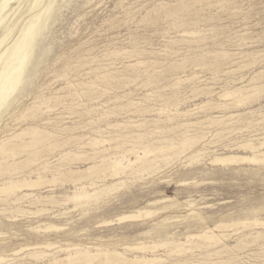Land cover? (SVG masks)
Here are the masks:
<instances>
[{
  "label": "rangeland",
  "instance_id": "1",
  "mask_svg": "<svg viewBox=\"0 0 264 264\" xmlns=\"http://www.w3.org/2000/svg\"><path fill=\"white\" fill-rule=\"evenodd\" d=\"M0 2V83L25 59L14 90L0 102V143L37 140L27 152L16 147L14 156L0 155V183L42 178L17 195L61 200L75 187L76 174L67 171L90 166L99 156L95 150L121 155L153 143L179 145L164 157L149 156L152 170L141 177L112 179L106 170L83 180L86 187L94 179L123 181L122 190L96 203L97 212L95 204L69 202L47 204L48 214L28 217L15 208H35L0 202V254H9L10 264L46 263L66 254L43 248L47 244L90 251L102 245L128 258L156 256L164 264H264V224L252 223H264V160L210 163L252 156L238 147L264 141V0H12L2 11ZM235 90L248 100L238 105V93L221 97ZM98 138L105 144H89ZM164 206L170 207L160 216L97 228L123 213ZM50 220L65 230H33ZM210 231L221 236L189 238ZM171 240V249L146 254L137 248ZM38 251L46 257H28Z\"/></svg>",
  "mask_w": 264,
  "mask_h": 264
},
{
  "label": "bare ground",
  "instance_id": "2",
  "mask_svg": "<svg viewBox=\"0 0 264 264\" xmlns=\"http://www.w3.org/2000/svg\"><path fill=\"white\" fill-rule=\"evenodd\" d=\"M12 1V0H3L2 2V7H1V11L4 10V8L8 5V3ZM1 3V2H0ZM40 15V14H39ZM35 28L34 25H31L29 30H28V34L29 32ZM145 28V27H144ZM27 31V30H26ZM2 40V39H1ZM2 45V44H1ZM7 48V47H6ZM179 52V51H178ZM4 52H2L0 54V59L3 55ZM14 59V58H13ZM24 57L19 61V63L13 68L12 70V73L10 74V76L8 77H4L3 80H2V83H0V85H2V98L0 99V102L4 101L10 94L11 92L14 90L15 88V82L14 80L17 78L18 76V72L20 71V67L22 65V63L24 62ZM98 65V63H97ZM36 76V75H35ZM34 77V76H33ZM190 79V78H189ZM210 82V81H209ZM95 83V82H94ZM68 84V83H67ZM92 84V83H91ZM90 86V85H88ZM1 87V86H0ZM239 90V89H238ZM235 93H238L240 98L239 100L236 102V104H241V103H244L243 101L245 99H247V96L246 98H244V96L237 92V90L233 91V92H228V93H223L221 97H232L234 96L235 97ZM68 97V96H67ZM251 97V95H250ZM249 97V98H250ZM43 98V97H42ZM238 98V97H237ZM248 100V99H247ZM50 101V100H49ZM246 102V100H245ZM46 104V103H45ZM224 108V107H223ZM73 117V116H72ZM163 120V119H162ZM90 125V124H89ZM34 130V129H33ZM59 130V129H58ZM38 133V132H37ZM40 133V132H39ZM41 137V136H40ZM53 139V138H51ZM264 139V138H263ZM91 140V139H90ZM66 141V140H65ZM125 141V140H124ZM104 142H106L105 140H101L100 138L98 139H92L91 142L89 143L91 146L93 147H97L99 148L100 145H102ZM110 142V141H109ZM37 143V140H32V141H29V142H23V143H18V144H9V143H0V155H3L4 157L5 156H14L16 152V147H20L21 148V152L24 153L23 151H26L28 150L27 148H31V146H33L34 144ZM76 143V142H75ZM88 143V142H87ZM86 143V144H87ZM108 143V142H107ZM130 143V142H129ZM171 143V142H170ZM105 144V143H104ZM126 144V143H124ZM89 145V147H90ZM127 145V144H126ZM125 145V146H126ZM132 145V144H131ZM124 146V148H125ZM130 146V145H129ZM181 146V145H180ZM264 146V141L263 142H256V143H247V144H244L242 146H239L238 148L240 149H243V150H247L249 151L252 156H241V155H227V156H224V157H214L213 160L210 161V163H217V164H220V165H232V164H241V163H261L263 160H264V150L262 152H260V149ZM95 147V148H96ZM113 147V146H112ZM121 149L123 146H120ZM131 147V146H130ZM179 147V145H173V144H170L168 143V145H164V146H154V143L153 145H146L145 147L142 148V151H135L134 149H130V150H127V151H124L122 152V154H117V153H112V154H108L107 152V148L106 149H102V151H98V150H95V153L94 155H99L98 157L96 156H92L94 159L93 163L84 168V169H81V170H77V171H73V170H68L67 173H71V174H76V178H73L71 181L72 183L75 185L74 187V191L70 194V195H63V197H61L62 199L61 200H58L57 198L51 195H45V196H41V195H33V194H26L24 193L22 196H18L16 192H18V190L22 189V188H31V187H34L35 185H37L38 183H40V179L42 180V178H39L37 180H28V181H21V182H18V181H13V180H7L5 182H2L0 183V194H2L3 196H1L0 198V202H4L7 203L8 205H12L14 206L15 205H19L20 203H24L26 204V206H29V207H32V208H35V211H31V210H24V209H21L22 206H19L18 208L16 207L15 208V214L16 212L17 213H20L22 216L23 215H26L28 214V217L29 216H37V215H42V214H45L46 212H48L47 209L43 208V206H47V204H51V206L53 207L54 204H57V205H63V204H66V203H72L74 204L75 206L74 207H84V206H87L89 204L93 205L95 204V207L94 208L96 210H98V206H96V203L98 201H100L101 199H103V197L105 196H109V195H114L113 193L116 192V191H120V189L122 190V188L124 187L123 184V181L121 182H117V183H114V184H106V183H102V184H97L96 182H94V180L96 181V179L93 180V182H89V185L88 187L82 185V181L83 180H86V179H90L92 176H94L95 174L97 175L99 172H106L107 170V173L110 178L112 179H116V178H120L122 177V175H129V176H136V174H139V173H143L144 171H148L152 168V163L153 160L152 159H148L149 156L153 155V156H156V159L158 157H164V153L165 152H168V151H171V150H175ZM47 148V147H46ZM137 148V147H136ZM264 148V147H263ZM83 149V148H82ZM85 149V148H84ZM91 149V147H90ZM111 149V147H110ZM114 149V148H113ZM112 149V150H113ZM115 149H118V146L116 145ZM19 150V149H18ZM52 150V149H51ZM111 150V151H112ZM119 150V149H118ZM140 150V148H139ZM92 151V150H91ZM115 151V150H114ZM180 151V150H179ZM27 152V151H26ZM103 152H107L106 155H100L101 153ZM113 152V151H112ZM116 152V151H115ZM178 152V150H177ZM176 152V153H177ZM120 153V152H119ZM175 153V151H174ZM256 153H259L258 156H256ZM88 154V153H87ZM91 154V153H89ZM129 155H131V157L134 158V160H130V157ZM133 155V156H132ZM247 155V154H246ZM61 156V155H60ZM6 157V158H7ZM82 157V155H81ZM31 158V155L29 154V157L26 159H30ZM63 158V157H62ZM67 158V157H66ZM65 158V159H66ZM96 158H98L99 160H97ZM155 158V157H154ZM87 159V158H86ZM64 160V159H63ZM71 160V159H70ZM77 160V159H76ZM66 162V161H65ZM70 162V161H69ZM88 162V161H87ZM14 164V163H13ZM19 164V163H18ZM84 164V162H83ZM10 167H11V164H9ZM17 166V165H16ZM63 166V165H62ZM2 168V166H1ZM7 168V166H6ZM14 168V167H12ZM59 168V167H58ZM41 169V168H40ZM42 169H44L42 167ZM152 170V169H151ZM150 170V171H151ZM38 173V169L35 171ZM149 173V172H147ZM57 175H60V176H64L65 173H62L61 171L57 173ZM104 175V174H102ZM106 176V175H105ZM104 177V178H108V177ZM140 176V174H139ZM39 177V176H38ZM52 177V176H51ZM102 177V176H101ZM100 177V178H101ZM141 177V176H140ZM37 178V177H36ZM130 178V177H129ZM127 179V178H126ZM44 180V179H43ZM46 180V179H45ZM91 180V179H90ZM88 180V181H90ZM100 180H103L102 178ZM108 180V179H107ZM118 180V179H117ZM56 180H54L55 182ZM105 181V180H104ZM111 181V180H110ZM113 181V180H112ZM136 181V180H135ZM138 181V180H137ZM51 182H53L51 180ZM100 182V181H99ZM129 182V181H128ZM131 182V181H130ZM133 182V181H132ZM81 184L79 187H76V185L78 184ZM134 183V182H133ZM86 184V183H85ZM127 184V183H126ZM131 184V183H130ZM123 186V187H122ZM122 187V188H121ZM128 188V187H127ZM126 189V188H124ZM123 189V190H124ZM118 194V193H117ZM113 197V196H111ZM108 198V197H107ZM57 199V200H56ZM110 200V198H109ZM109 200H106L109 201ZM165 200V199H164ZM168 200V199H167ZM166 200V201H167ZM163 201V200H162ZM165 201V202H166ZM103 202V201H102ZM154 202H151V203H148L149 205L151 204H154ZM161 204V202H159ZM41 204V205H40ZM106 204V203H105ZM108 204V203H107ZM147 204V205H148ZM158 204V203H156ZM8 205H6L8 207ZM61 205V206H62ZM100 205V204H98ZM112 205V204H111ZM146 205V206H147ZM159 205V204H158ZM4 206V205H3ZM42 206V207H40ZM56 206V205H55ZM154 206V205H153ZM25 207V206H23ZM92 207V206H91ZM110 207V206H109ZM170 206H164L162 208H159V209H155V210H150V209H146L144 211H136V212H130V213H126L123 215H120L118 217H115L113 219H110V220H103V221H100L97 225V228L98 227H108L111 225H114V224H121L123 222H128V221H135V220H138L140 219L141 217H146V216H151L155 213L158 212V211H162V210H165L167 208H169ZM5 208V207H4ZM3 208V209H4ZM13 208V207H12ZM51 208V207H50ZM55 208V207H54ZM144 208V207H143ZM8 209V208H7ZM73 209V208H72ZM102 208H100V211H101ZM140 209V208H139ZM152 209V208H151ZM9 211H11L10 209H8ZM7 210V211H8ZM34 210V209H33ZM88 210V209H87ZM138 210V209H137ZM4 211H6L4 209ZM89 211L91 212V209H89ZM167 211V210H166ZM13 212V210L11 211ZM54 212V211H52ZM85 212V211H84ZM83 212V213H84ZM89 212V213H90ZM97 212V211H96ZM165 212V211H164ZM58 213V212H57ZM87 213V211L85 212ZM87 213V214H89ZM100 213V212H99ZM161 212L158 213V215L160 214ZM13 214V213H12ZM48 214V213H46ZM50 215H52L50 212H49ZM63 214V213H62ZM86 214V215H87ZM91 214V213H90ZM56 215V214H55ZM59 215V214H58ZM85 215V216H86ZM119 215V214H118ZM156 215V216H158ZM161 215V214H160ZM159 215V216H160ZM116 216V215H115ZM51 217V216H50ZM55 217V216H54ZM60 217V216H59ZM58 217V218H59ZM26 218V217H25ZM31 218V217H30ZM42 218V217H41ZM45 218V217H44ZM43 218V219H44ZM61 218V217H60ZM64 218V217H62ZM90 218V217H89ZM46 219V218H45ZM49 219V218H48ZM52 219V218H50ZM150 219V218H149ZM167 219V218H166ZM166 219H163V221H165ZM54 221V220H53ZM52 221V222H53ZM57 221V220H56ZM143 221H144V218H143ZM162 221V222H163ZM51 222V220L47 223H44L43 225L41 226H37L35 228H33L34 231L38 232V233H43V232H51V231H63L65 230L64 227L62 226H56L55 224H53ZM142 222V221H141ZM59 223V222H58ZM60 223H63V222H60ZM234 223V222H233ZM249 223V222H248ZM256 227L257 225H262L264 223L262 222H259L257 220H255L254 222H252ZM42 224V223H41ZM66 224V223H64ZM239 224H242L244 225L245 223L241 222ZM238 223H235V225H239ZM60 225V224H58ZM223 224H221L222 226ZM220 226V225H218ZM216 227V228H219V227ZM225 226V225H223ZM222 226V227H223ZM227 226H230L227 225ZM264 226V225H263ZM236 227V226H235ZM234 227V228H235ZM240 227V226H238ZM261 227V226H260ZM68 228V227H67ZM221 228V227H220ZM237 228V227H236ZM243 228V227H242ZM215 229V228H214ZM224 229V228H223ZM238 229V228H237ZM213 230V229H212ZM147 232V231H146ZM144 232V233H146ZM149 232V231H148ZM54 233V232H53ZM44 234V233H43ZM257 234V233H256ZM1 235H3L1 233ZM150 235V234H149ZM148 235V236H149ZM259 235H262V234H259ZM219 235H214V233L212 231H210L209 233H205V234H198V235H191L189 236V238H198V239H205V240H214L215 238H217ZM221 236V235H220ZM219 236V237H220ZM2 237V236H1ZM5 237V236H3ZM226 237V236H225ZM261 237V236H259ZM258 237V238H259ZM185 239V238H184ZM219 239V238H217ZM188 241V240H187ZM146 242V241H145ZM151 242V241H150ZM158 242V240H157ZM161 242V241H160ZM176 242V241H175ZM139 243V242H138ZM149 243V242H148ZM174 242H171L170 241H166V242H163L161 244H153V245H149V246H140V247H137L138 249L142 250V251H146V250H155V249H158V247L162 246V247H167L170 246L171 244H173ZM179 243V242H178ZM182 243V242H181ZM217 243V242H216ZM140 244V243H139ZM142 244V243H141ZM177 244V243H175ZM180 244V243H179ZM42 247V246H41ZM50 247H53V248H59L61 250H64L66 252V254H63L62 257H59V258H53V259H50L48 260L46 263H40V264H95L96 262L98 263V261L100 262L99 264H108L110 262H113L114 264H156V263H160L162 261L161 264H164L163 263V260L162 258H159V257H156V256H152V257H148L146 255H139V256H134V257H131V258H128L123 252H119L117 251V249L115 248H103V246L99 245V247H96L93 251H90V250H87L83 247V245H76V244H69V248H61V247H58L54 244H47V245H44L43 248H50ZM70 247H73L72 249ZM86 247V246H85ZM174 247H177V246H174ZM30 248V247H29ZM39 248V247H38ZM37 248V249H38ZM56 248V249H57ZM90 248V247H89ZM94 248V247H93ZM92 248V249H93ZM117 248V247H116ZM125 248V250L127 249V252L128 250H133L135 249V247H131V246H126V247H123V249ZM32 249H36V246ZM165 250H167L166 248H164ZM168 249H171V248H168ZM161 250V249H159ZM185 250V249H184ZM20 250H16V251H13L11 254L15 255L19 252ZM138 251V250H137ZM162 251V250H161ZM169 251V250H168ZM182 251H183V247H182ZM55 252V251H54ZM63 252V251H61ZM126 252V251H125ZM134 252V250H133ZM141 252V251H139ZM138 252V254H139ZM143 252V253H144ZM148 252V251H147ZM173 252H180L179 250L177 251L176 249ZM136 253V252H135ZM146 253V252H145ZM149 253V252H148ZM154 253V252H152ZM165 253V252H164ZM147 254V253H146ZM167 254V253H166ZM44 255V252L42 251H38V252H35V253H30L28 255V257L30 256L31 257H41V259H43V256ZM156 255V254H155ZM177 255V254H176ZM9 256L8 255H3V254H0V264H10V261H12V259H8L7 257ZM27 256V255H26ZM45 256V255H44ZM129 256V255H128ZM168 256V255H167ZM173 256V255H171ZM46 257V256H45ZM57 257V256H56ZM165 257V256H164ZM29 259V258H28ZM47 259V258H45ZM44 259V260H45ZM31 260V259H30ZM38 260V259H36ZM14 263V261H13ZM12 264V263H11ZM22 264H35V263H31V262H25V263H22Z\"/></svg>",
  "mask_w": 264,
  "mask_h": 264
}]
</instances>
